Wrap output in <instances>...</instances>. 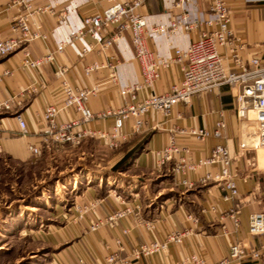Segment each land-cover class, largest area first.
<instances>
[{
  "label": "crops",
  "instance_id": "obj_1",
  "mask_svg": "<svg viewBox=\"0 0 264 264\" xmlns=\"http://www.w3.org/2000/svg\"><path fill=\"white\" fill-rule=\"evenodd\" d=\"M128 2L130 0H116ZM114 0H29V5L14 6L12 0H0V38L3 40H21V32L16 22L27 16L32 31L47 35V40L22 41L15 52L0 58V100H14L11 111L0 114V161L4 162L2 175L34 174L35 168L28 167L50 152L53 146H42V132L46 126L43 112L47 105L60 102L59 80L50 64L39 70H28L23 67L25 53L33 58H40L50 51H56L62 42L66 46L56 53V64L68 68L67 79L72 86L78 88H97L91 96L89 106L98 114L105 110L119 108L126 97L121 90L141 80L140 68L134 58L129 31L120 34L113 45L103 49L89 36L69 42L72 32L82 28V19L95 13H102ZM177 0H147L141 13L147 18L150 28L166 29L171 22L184 13L192 22H204L210 16V0H191L185 7L175 6ZM230 12L229 28L232 32L231 44L221 48L224 66L233 71L231 54L236 51L239 56L249 62L259 58L264 62V0H226ZM49 6L55 10L50 11ZM68 13L66 22L60 23L59 14ZM212 27L201 25L199 29L186 33L180 31L170 35L158 30L148 41L159 59L170 60L175 57V50L186 49L194 40H198L203 31ZM118 35L116 27H110L102 33L103 42ZM92 50L81 56V50L87 45ZM241 47V49H239ZM98 63L103 66L93 71L88 77L84 71L90 65ZM113 74L116 80H113ZM183 78L181 66L170 63L163 69L161 77L154 84V91L166 93L179 84ZM36 88L35 92L29 91ZM145 91L142 96H148ZM15 115H22L26 120L29 134L21 136ZM76 116L66 113L65 117ZM78 117V115H77ZM224 119L227 128L221 139L210 138L204 144L184 134L191 128L211 129L215 122ZM113 118H95L85 125L93 130L111 129ZM127 122L124 131L130 133ZM145 137H148L145 150L134 160L129 171L137 172V178H143L140 185H133L126 202L137 207L144 222L155 223L151 234L144 225L133 218L124 219L116 228L103 226L97 232H90L89 225L122 206L123 198L110 195L102 189V184H84V189L77 192L76 186L67 184L71 191L77 192L75 201L81 205L101 197V204L96 214L89 212L84 219L70 206L62 216L69 221V240L66 234L59 233L64 241L59 246L69 245L64 249L62 261L58 264H76L80 259L91 264H104L112 253L121 258H128L132 264H181L192 255L202 256L207 264H217L229 254L230 246L245 238L248 234L249 217L252 214L264 213V156L254 151L243 153L241 143L245 139L243 124L236 114L235 99L228 86L215 88L211 92L193 96L189 103L175 106L168 117L152 113L147 116L144 130L128 140L120 147V160ZM174 138L181 150L190 148L188 163H194L208 157L217 144L227 146L233 158V170L237 174L240 195L226 200L222 187L214 182L201 184L199 179L207 173L217 174V167H202L195 172H187L179 176L193 183L188 188L176 179L175 169L184 152L176 155L163 169L156 167V153L163 150ZM87 142V141H86ZM102 144V143H101ZM31 146L41 147L42 154L35 157ZM121 150V151H122ZM15 165V166H11ZM16 165L23 168L21 172ZM41 169V168H40ZM42 174L43 169H41ZM169 178V179H167ZM130 185V184H129ZM128 187V186H127ZM138 188V191L136 189ZM130 188V187H128ZM42 207L45 204H41ZM196 219V222L191 218ZM20 220L17 221L18 225ZM18 234L26 236V224L17 227ZM127 230V233H124ZM172 230H191L182 244H170L165 253H158L150 258L137 261L132 252L138 244L156 238L163 240ZM121 239L123 251H119L117 240ZM253 250L262 252L261 260H246L242 264H264V235L254 238Z\"/></svg>",
  "mask_w": 264,
  "mask_h": 264
},
{
  "label": "built area",
  "instance_id": "obj_2",
  "mask_svg": "<svg viewBox=\"0 0 264 264\" xmlns=\"http://www.w3.org/2000/svg\"><path fill=\"white\" fill-rule=\"evenodd\" d=\"M210 18L204 22H192L188 15L173 20L166 29L150 28L147 18L141 13L147 0H130L128 2H114L102 13H95L82 19V28L72 32L69 42L75 39L89 36L96 44L103 49L113 45L120 38V34L126 31L131 33V44L134 58L140 68L141 80L121 90L122 96L126 97L123 105L119 108L94 113L89 100L95 95L97 88H78L71 85L67 79L68 68L56 64V53L62 51L66 42L59 44L56 51H50L40 58H33L30 53H25L23 67L28 70H39L43 65L50 64L54 68L55 76L61 80L60 102L49 104L45 107L43 118L46 126L42 132V146H63L78 147L87 140H96L104 146L115 150L120 148L128 136L140 134L147 123V116L152 113L162 114L168 117L173 108L180 103L187 104L197 94L211 92L215 88L228 86L234 95L236 114L243 124L245 139L241 143L243 153L264 150V62L255 57L245 62L239 54L234 51L231 54L232 69L227 71L224 66V57L220 49L231 44L232 32L229 28L231 21L229 7L226 0H210ZM191 0H177L175 6L185 7ZM14 6L29 5V0H12ZM50 11L55 10L49 6ZM68 13L62 11L59 14L60 23L66 22ZM15 29L21 32V40L0 38V58L6 57L17 50L20 43L33 40H47V35L31 30L27 16L19 18ZM201 25L212 27L211 30L203 31L198 40H194L186 49L175 50V57L170 60L159 59L155 52L149 48L148 41L158 30L167 32L170 35L180 31L191 33L200 28ZM110 27L118 29V35L106 42L102 40V33ZM241 49V47H239ZM92 50L87 44L81 50L84 56ZM178 63L181 66L183 78L179 84L174 85L169 92L157 93L153 87L161 77L164 68L170 63ZM103 68L102 65L94 63L87 67L84 75L88 77L93 71ZM113 80L116 76L113 74ZM36 88L30 87L29 91L35 92ZM148 91V96L142 93ZM14 100H0V114L11 111ZM76 115L65 117L66 113ZM78 115V117H77ZM21 136H27L29 129L26 120L22 115H15ZM95 118H113L114 123L111 129L93 130L85 125ZM127 122L130 124V133L124 131ZM227 124L224 119L215 122L211 129L191 128L183 133L194 138L198 143L204 144L210 138L221 139L224 136ZM42 146H31L30 151L35 157L41 156ZM184 152L185 156L180 157L175 169L176 179L185 187H193V183L187 179L181 180L179 176L185 175L188 171L195 172L202 167H217V174L207 173L199 179L201 184L214 182L220 185L225 192L226 200L237 198L240 195L237 184V174L233 170L235 158L232 157L227 146L217 144L208 157L194 163H188L187 155L191 153L190 148H183L177 144L174 138L160 152L156 153V167L163 169L173 158ZM1 152V150H0ZM101 200L97 199L88 203L86 207L73 205L72 208L78 213L79 219H84L89 212L96 214ZM122 206L89 225L90 232H97L103 226L116 228L124 219L133 218L142 223L145 229L151 234L154 232V222H144L141 219L140 210L131 203L122 201ZM193 221L196 219L189 216ZM127 233V230H124ZM191 230L169 231L163 240L156 238L145 240L138 244L132 252L134 260L150 258L158 253H165L170 244H182L189 236ZM264 235V213L252 214L248 222V234L242 240L230 246L229 254L217 264H242L246 260H261L262 252L253 250L251 244L254 238ZM119 251H123L121 239L117 240ZM76 264H91L80 259ZM104 264H132L128 258H121L118 253H112L106 257ZM181 264H207L205 259L199 255H192L185 258Z\"/></svg>",
  "mask_w": 264,
  "mask_h": 264
},
{
  "label": "rangeland",
  "instance_id": "obj_3",
  "mask_svg": "<svg viewBox=\"0 0 264 264\" xmlns=\"http://www.w3.org/2000/svg\"><path fill=\"white\" fill-rule=\"evenodd\" d=\"M52 150L55 151L28 165L39 168L34 174L29 171L28 175L24 172L2 175L4 162L0 161V264H58L62 261L64 249L69 245L59 246L64 241L59 233L69 237L70 227L62 214L70 206L88 205L75 201L76 193L84 189V184L90 181L93 185L102 184V189L110 195L126 201L133 191L131 186L144 183L133 170L114 171L125 148L112 150L99 141L87 140L78 147L53 146ZM254 152L264 156L263 149ZM16 167L21 172L23 167ZM67 184L75 185L77 192L73 193ZM18 220L19 225L26 224L23 232L26 236L18 234Z\"/></svg>",
  "mask_w": 264,
  "mask_h": 264
},
{
  "label": "trees",
  "instance_id": "obj_4",
  "mask_svg": "<svg viewBox=\"0 0 264 264\" xmlns=\"http://www.w3.org/2000/svg\"><path fill=\"white\" fill-rule=\"evenodd\" d=\"M147 141L148 137H145L136 146L129 150L125 156L114 166V171H127L132 166L136 157L145 150Z\"/></svg>",
  "mask_w": 264,
  "mask_h": 264
}]
</instances>
